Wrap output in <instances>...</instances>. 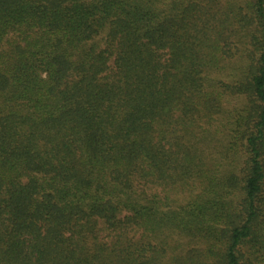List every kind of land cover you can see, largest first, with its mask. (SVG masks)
<instances>
[{"label": "trees", "instance_id": "16d2710c", "mask_svg": "<svg viewBox=\"0 0 264 264\" xmlns=\"http://www.w3.org/2000/svg\"><path fill=\"white\" fill-rule=\"evenodd\" d=\"M0 264H264V0H0Z\"/></svg>", "mask_w": 264, "mask_h": 264}]
</instances>
